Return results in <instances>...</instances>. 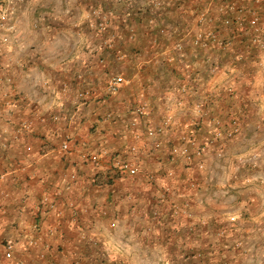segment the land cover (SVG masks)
<instances>
[{"label": "crops", "instance_id": "1", "mask_svg": "<svg viewBox=\"0 0 264 264\" xmlns=\"http://www.w3.org/2000/svg\"><path fill=\"white\" fill-rule=\"evenodd\" d=\"M198 2L174 1L151 22L139 10L124 15L121 1L109 34L94 29L88 38L86 3L70 2L73 13L64 10L59 21L76 20L73 47L38 52L17 24L11 45L0 40V241L11 239L15 264H264V211L257 208L264 194L227 180L230 193L218 195L222 182L211 175L218 146L208 144L213 118L228 121L251 103L254 64L227 67L228 52L193 44ZM219 62V76L211 75ZM115 74L126 82L112 93ZM223 74L230 79L220 84ZM233 75L239 92L221 93ZM84 90L91 94L81 98ZM190 134L206 146L201 166L171 152ZM67 138L71 150L63 151ZM116 159L136 162L140 172L115 178Z\"/></svg>", "mask_w": 264, "mask_h": 264}, {"label": "rangeland", "instance_id": "2", "mask_svg": "<svg viewBox=\"0 0 264 264\" xmlns=\"http://www.w3.org/2000/svg\"><path fill=\"white\" fill-rule=\"evenodd\" d=\"M8 4L9 11L7 12V16L5 20V27L8 24H17V27H25V33L31 35L33 37V41L27 47H30L38 52H45L46 50H54V49H66L68 47H73L72 45L75 44L76 40L80 38V35L75 30L74 22L76 20L71 18L70 22L59 21V17L61 16V12L68 9V13L70 14L72 11L68 6L70 2H74V4L78 5L86 3L85 8L83 11L86 13V18L89 23L87 32L85 33V38L88 36H97V32L101 34H109L108 31L111 26V18L113 13L115 14V3H120L121 1L126 3L128 10L124 11V15L127 14L130 10L135 9L142 12L143 16L152 18H158L159 15L163 14L164 12L168 11V8L174 4V1L177 3H181L183 0H0ZM172 1V2H171ZM194 1V0H193ZM197 10L203 9L207 6V0H198ZM227 1H235L240 6H244L242 4L247 5V7L255 6L260 10L261 13V23L264 30V0H227ZM68 4V5H67ZM82 5V6H83ZM169 6V7H168ZM100 10L102 12H111L109 14L110 21L108 24L107 29L104 32H100L96 28V20L94 11ZM144 12V13H143ZM73 13V12H72ZM82 10L76 9L74 16L79 18L81 16ZM211 17L212 22L211 26L215 29H219L226 34L227 31L224 30V27L220 23V16L215 11V9L211 10ZM54 20V22H53ZM91 21V22H90ZM8 23V24H6ZM93 28H92V27ZM74 28V29H73ZM24 29V28H23ZM96 29V31L94 30ZM16 28L14 30H3L1 32L0 40L4 45H11L12 40L15 34ZM264 32V31H263ZM24 30H21V34H25ZM134 34V32H132ZM51 37L50 39L53 42L45 44V37ZM7 37L5 40L4 38ZM53 39H56L55 41ZM78 42V41H77ZM248 43V42H247ZM77 44V43H76ZM3 45V46H4ZM26 45H24L23 48ZM251 46V45H250ZM204 50V49H203ZM201 48V51H203ZM216 51V49L213 48ZM207 51V50H204ZM209 51H212L210 49ZM222 52V51H220ZM248 53V57L245 59L243 63H238L233 59L234 53H229L230 59L229 64L230 66L227 67H234L241 64L253 63L254 67H250L249 77L251 78L249 92L252 96V101L250 104H247V108L244 111L245 113L239 114V110L236 111L232 110L230 112L231 117H239L243 122V127H245L244 131L241 133L242 130L239 131L235 135V137L230 141L231 145L228 151H225L222 156L218 158L217 156V163L211 169V175L213 178H216L221 184H217L215 186L216 192L218 195H228L229 188L225 186L223 182H227V180L236 181L240 185L237 189H245L247 187H254L257 190L264 194V53L258 50L257 48L250 47L246 49ZM115 66V64L113 65ZM116 67V66H115ZM220 70V62H219V69H217V75L219 76ZM234 72V71H233ZM212 73V72H211ZM213 75V74H211ZM216 75V74H215ZM214 76V75H213ZM234 76V75H233ZM232 77V80L229 81L230 83L226 86H222L220 88V92L222 93L223 89L229 96H234L239 92V83L241 81L240 78L243 77V74H240L239 77L236 75ZM224 82L225 80H229V77H225L223 74ZM210 78V77H209ZM232 87L233 92H229L227 89ZM211 93L207 92L206 96L210 95ZM211 96H209L210 98ZM238 98L243 99L244 96L242 94L238 95ZM249 99V98H248ZM247 100V99H246ZM243 112V111H242ZM230 117V119H231ZM226 121L227 119H223V126L226 127L230 121ZM245 123V126H244ZM229 143V144H230ZM215 153V152H214ZM188 160V159H187ZM205 168V167H204ZM174 176V170H171ZM115 178L119 177L121 174H117L115 171L112 172ZM125 176V175H121ZM231 176V177H230ZM226 192V194L224 193ZM262 197V196H261ZM258 211L261 213L264 211V196L258 202ZM249 210L248 212H250ZM250 216V214H249ZM246 217V215H245ZM11 239H4L0 241V255L5 258L4 252L5 247L12 243L10 242ZM13 258L8 260L5 259L6 263L3 264H15L16 260ZM13 260V261H12ZM20 263V261H17ZM18 264V263H17ZM20 264H25L21 262Z\"/></svg>", "mask_w": 264, "mask_h": 264}, {"label": "built area", "instance_id": "3", "mask_svg": "<svg viewBox=\"0 0 264 264\" xmlns=\"http://www.w3.org/2000/svg\"><path fill=\"white\" fill-rule=\"evenodd\" d=\"M215 11L220 16V23L227 31L226 34L219 29H215L211 26L212 17L211 10ZM9 11L8 4L0 1V21H5L7 12ZM111 12H102L100 10L94 11L96 28L100 32H104L109 24ZM154 18H151V22ZM196 21L200 29L196 32L192 42L194 45L201 47L204 50L219 49L233 54V59L238 63H243L248 57L246 52L247 48L251 46L257 48L264 53V30L261 23V13L260 10L255 7L240 6L235 1L227 0H207V6L196 15ZM3 24V23H2ZM8 30H14L15 25L9 24L6 26ZM5 40L7 37L4 38ZM248 42V43H247ZM251 45V46H250ZM176 47L178 49L182 48V43H177ZM217 69H219V63L211 64V72L213 75L216 74ZM126 82V79L121 74H115L111 76L108 82V89L112 93H117L121 87ZM188 88L183 87L182 91H186ZM232 87L227 90L233 92ZM90 90H84L80 93L81 98H86L90 96ZM197 108L201 110V106L198 105ZM137 112L140 115L145 114L146 108L140 106L137 108ZM110 118V115H108ZM173 120L172 115L168 116L164 125H169ZM215 125L214 136L208 141L210 145H217L218 156H222L225 150L228 148L230 141L235 137L237 133L242 129L243 122L239 117H231L228 125L223 126V122L219 118L212 119ZM32 125V121H25L23 126L28 128ZM164 128L161 127L157 130H150L149 135H156L157 132H163ZM197 145L196 150L192 151L191 146ZM159 146V144H158ZM61 149L63 151H70V138H67L61 144ZM134 149V148H132ZM206 151V146L201 145L196 142V138L193 134L186 137V140L179 146H174L171 148L172 154L183 156L188 160H193L197 158L201 164V158ZM114 156V155H113ZM83 157L87 161L98 162L100 157L99 154H84ZM116 170L117 174L121 175H136L140 172V167L136 162L128 159H116ZM172 173V172H171ZM170 173V174H171ZM74 176V175H73ZM182 213L184 215H189L187 207L182 208ZM35 241H31L30 244H34ZM5 258L10 260L13 258L14 250L12 244H8L5 247L4 252Z\"/></svg>", "mask_w": 264, "mask_h": 264}]
</instances>
